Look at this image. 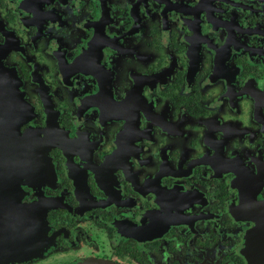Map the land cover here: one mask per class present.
<instances>
[{
  "label": "flooded vegetation",
  "instance_id": "flooded-vegetation-1",
  "mask_svg": "<svg viewBox=\"0 0 264 264\" xmlns=\"http://www.w3.org/2000/svg\"><path fill=\"white\" fill-rule=\"evenodd\" d=\"M0 264H264V0H0Z\"/></svg>",
  "mask_w": 264,
  "mask_h": 264
},
{
  "label": "water",
  "instance_id": "water-1",
  "mask_svg": "<svg viewBox=\"0 0 264 264\" xmlns=\"http://www.w3.org/2000/svg\"><path fill=\"white\" fill-rule=\"evenodd\" d=\"M20 251L22 250L20 249L13 250L12 246L4 247V248L0 247V263L8 261V260H14L15 258L20 257V256L28 255V252H29V251L27 252H20ZM96 264H104V263L98 262Z\"/></svg>",
  "mask_w": 264,
  "mask_h": 264
}]
</instances>
